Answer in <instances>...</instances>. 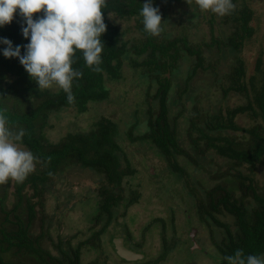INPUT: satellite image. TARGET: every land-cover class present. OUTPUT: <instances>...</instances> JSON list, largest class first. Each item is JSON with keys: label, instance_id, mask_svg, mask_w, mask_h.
Listing matches in <instances>:
<instances>
[{"label": "rangeland", "instance_id": "1", "mask_svg": "<svg viewBox=\"0 0 264 264\" xmlns=\"http://www.w3.org/2000/svg\"><path fill=\"white\" fill-rule=\"evenodd\" d=\"M155 1L162 15L160 36L163 38L184 36L191 44L208 43L211 38L221 41L233 28L228 15L202 11L195 0ZM232 3L235 5L232 12L241 5L251 10L248 25L252 34L235 53L243 65L240 82L244 85L253 71L255 58L261 57L264 51V0H236ZM106 19L126 44H136L141 38L133 29L135 20L132 16L123 18L107 13ZM178 55L174 70L165 71L161 76L169 83L166 95L168 123L173 125L180 147L187 150L185 129L191 108L211 116L218 110L223 113L225 109L243 105L246 97L241 90L229 89L221 93V88L230 84L228 78L234 57L230 52L224 53L222 59L219 54L203 51L204 64L211 65L214 73L211 69H197L186 85L183 78L192 66V56L180 51ZM129 57L139 61L144 53L130 54ZM126 63L124 59L119 71L121 77L110 86L113 91L110 89L111 94L106 100L88 103L82 113L69 107L51 111L42 128L45 140L56 143L66 133L85 132L98 116L108 117L114 122L117 130L114 140L125 159L119 156V167L126 162L132 173L123 175L118 187L112 189L120 194V200L113 208L111 221L102 226L103 218L92 220L98 199L96 191L103 181L102 176L87 168L70 165L50 175L36 196L31 197L27 187L22 189L24 196L20 205L26 198L33 203L34 214L28 231L32 236L41 233L40 246L53 256H59V251H71L83 241L78 252L79 264H216L217 254L211 239L218 240L219 230L210 221L203 222L197 218L196 199H201L203 190L214 182L210 179L213 172L225 176L236 169L247 173V169L243 165L235 168L226 158L206 150L197 168L177 156L176 163L185 173L178 176L163 159L155 156L152 146L146 141H129L124 133L129 124H136L132 134L143 132L145 109H156V101L150 98L156 83L147 82L127 68ZM12 79L13 76L5 72L0 86ZM57 87L54 85L48 90L55 91ZM146 91L147 99L144 98ZM233 122L243 129L255 125L264 128V124L258 118H251L247 111L236 114ZM231 135L240 141H245L248 136L240 130L231 131ZM37 164L35 170L39 169ZM250 176L256 187L263 186L264 165L255 164ZM222 177L219 180L233 186L231 177ZM6 184L4 208L8 210L15 201L14 180ZM5 185H0V195ZM233 192L236 193L234 188ZM129 197H134V200L127 202ZM214 217L230 222L225 213L214 214ZM98 229L100 233L93 236ZM114 238H119L125 248L140 256L128 260L118 257L113 248ZM3 259L6 264H34L13 248L3 253Z\"/></svg>", "mask_w": 264, "mask_h": 264}, {"label": "trees", "instance_id": "2", "mask_svg": "<svg viewBox=\"0 0 264 264\" xmlns=\"http://www.w3.org/2000/svg\"><path fill=\"white\" fill-rule=\"evenodd\" d=\"M145 2L146 0H107V6L103 9L107 30L101 36L104 44L100 65L102 71L97 73L87 67L82 53L77 52L72 67L74 70H80L83 76L73 82V104L68 103L66 94L59 87L55 91L40 89L18 59H6L2 55L5 45L0 44V79L5 72L13 76L10 83L0 86V110L5 111L10 127L24 130L22 145L37 157L39 166L24 182L14 181L15 201L8 210L4 208V191L7 186L4 184L0 195V264H6L3 253L12 248L34 264H79L78 252L84 242L76 244L71 251H59V256L51 255L39 244L41 233L32 236L28 231L34 214L33 203L26 198L23 205H20L24 187L30 189L31 197L36 196L48 177L66 166L87 168L102 176L103 181L96 191L98 199L92 220L103 218L102 226L111 221L113 208L120 200V194L112 189L118 187L123 175L132 173L126 162L123 167H119V156L120 159H125L114 140L117 135L114 122L108 117L98 116L85 132L66 133L56 143L45 140L42 128L47 114L51 111L69 107L82 113L88 103L106 100L113 89L110 86L121 77L119 71L124 59L127 61V68L138 73L147 82L156 83L154 92L150 95V98L156 101V109H145L143 132L132 134L136 124H129L128 130L124 132L127 139L146 141L152 146L155 156L163 159L178 176L185 173L176 163L177 156L183 157L186 163L197 168L206 150H212L219 157L226 158L235 168L245 166L247 173L236 169L231 175H225L231 177L232 187L219 180L223 174L213 172L210 179L214 182L203 190L201 199H196L195 212L198 219L203 222L210 221L219 230L218 240L211 239V245L217 254L216 264H225L223 257L234 254L237 249H243L246 256L264 257V184L256 187L250 176L255 164L264 165V128L255 125L243 129L233 122L236 114L247 111L251 118H258L264 124V51L261 57L255 58L253 71L244 85L240 82L243 65L241 59L235 55L244 40L252 34V28L248 25L251 10L241 5L228 14L233 28L221 41L211 38L208 43L191 44L184 36L163 38L160 35H149L144 30L143 18L140 15ZM152 3L154 7L157 6L155 0H152ZM107 13L134 18L133 29L141 37L136 44H126L125 40L120 38L115 27L107 21ZM22 25L23 21L17 12L11 24L0 28V38L10 40L13 47L20 45L21 55L24 54L23 46L29 43L22 35ZM178 51L188 57L192 56V66L183 78L185 85L197 69H211L214 73L211 65L204 64L203 51L219 54L222 59L224 53L233 54L228 78L230 84L221 88V93L224 94L229 89L241 90L246 97L243 105L225 109L223 113L218 110L211 116L197 113L191 108L185 129L187 150L180 147L174 127L168 123L166 95L169 83L161 76L165 71L174 70L175 61L180 56ZM142 53L144 57L139 61L129 57L130 54ZM147 96L146 91L144 98L147 99ZM235 130L248 134L247 139L235 140L231 135V131ZM223 131L225 132L222 133ZM133 200L134 197H129L127 202ZM219 213L229 216L230 222L214 217V214ZM99 233L98 229L92 235L97 237Z\"/></svg>", "mask_w": 264, "mask_h": 264}, {"label": "clouds", "instance_id": "3", "mask_svg": "<svg viewBox=\"0 0 264 264\" xmlns=\"http://www.w3.org/2000/svg\"><path fill=\"white\" fill-rule=\"evenodd\" d=\"M195 3L202 11L218 16L235 9L232 0H195ZM106 6L107 0H0V28L11 24L18 12L23 21L22 35L29 41L21 55L20 45L13 47L10 40L0 38V44L5 45L2 55L18 59L40 89L58 86L68 103L73 104V82L83 76L72 67L77 52L82 53L87 67L97 73L102 71L101 36L107 30L103 12ZM140 15L144 30L153 37L159 36L162 15L152 0H146ZM24 135L23 129L9 126L5 111L0 110V185L9 180L22 183L35 170L38 159L22 147ZM223 260L225 264H264V257L246 256L243 249L224 256Z\"/></svg>", "mask_w": 264, "mask_h": 264}, {"label": "water", "instance_id": "4", "mask_svg": "<svg viewBox=\"0 0 264 264\" xmlns=\"http://www.w3.org/2000/svg\"><path fill=\"white\" fill-rule=\"evenodd\" d=\"M192 230L193 229L190 230V233L192 232ZM112 243L114 245L113 248H114L116 255L122 259L128 260V259H134L140 256L139 254H134L132 251L125 248L119 238H114Z\"/></svg>", "mask_w": 264, "mask_h": 264}]
</instances>
